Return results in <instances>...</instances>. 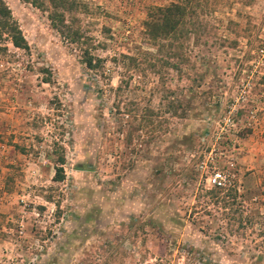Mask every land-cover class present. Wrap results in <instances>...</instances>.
Here are the masks:
<instances>
[{"label": "rangeland", "instance_id": "374dc122", "mask_svg": "<svg viewBox=\"0 0 264 264\" xmlns=\"http://www.w3.org/2000/svg\"><path fill=\"white\" fill-rule=\"evenodd\" d=\"M2 1L28 50L0 40V264H264V0H204L155 47L146 8L172 0H77L66 20L91 39L95 74L45 13ZM178 46L183 73L158 79L148 60L174 63ZM170 99L183 118L163 113ZM129 104L156 113L153 129ZM217 170L226 208L208 195Z\"/></svg>", "mask_w": 264, "mask_h": 264}, {"label": "trees", "instance_id": "16d2710c", "mask_svg": "<svg viewBox=\"0 0 264 264\" xmlns=\"http://www.w3.org/2000/svg\"><path fill=\"white\" fill-rule=\"evenodd\" d=\"M24 4H28L32 8L41 11L46 14V19L49 22L50 28L58 35L62 42L77 48L80 52V64L83 66L84 72L87 74L99 73L102 70V60L96 58L91 54V50H94V46L91 45V39L83 36L79 28L74 24L77 20L74 17H70L69 21L66 20L67 15H69L76 7L77 0H19ZM203 1V2H202ZM201 2V3H200ZM206 1L204 0H172L166 6H150L146 8L145 20L142 22V36L146 44L155 47L160 43V41L167 40L169 37L175 34H179L183 28L191 24L190 20L192 17L197 16L195 12L200 8L201 4ZM196 9V10H195ZM72 22V23H71ZM195 30H188L192 33ZM8 40L11 46L19 50H28V45L23 38L19 27L16 22L12 20L11 14L7 6L0 0V40ZM258 44L255 46V55L264 52L263 43L258 40ZM181 46L176 47L169 56L175 59V62H169V60H163L155 58L157 62L161 65L156 68V65L151 59L148 60L146 67L152 70L153 74L157 75L158 79L164 80L163 75L165 73L161 70L164 67L174 70L177 74H182L181 66L186 63L187 59L185 54L181 49ZM123 58V56H122ZM257 58V56H256ZM127 65L137 68L138 65L143 64V60L136 61L134 58L127 57ZM93 78V77H92ZM131 76H124L120 81L118 86L114 89V94H121L122 89L127 88ZM95 79V78H93ZM261 81L264 78H260ZM264 82V81H263ZM118 110V109H116ZM136 104H129V106L123 110V113L127 115H132L138 120V126L141 128L151 127L153 123V117L156 116L153 110L146 107L144 110L137 114ZM166 112L171 116H178L183 118L184 110L179 102H175L170 99L167 102ZM164 110V111H165ZM176 111H180L177 113ZM161 113V112H159ZM153 129V126L152 128ZM64 163L63 155L60 154L56 157L53 162V178L54 182H62L64 180V173L62 165ZM228 190V188H227ZM225 191L221 195L220 190H211L208 195L212 202L216 205H221V207L226 208L228 196H232L231 190Z\"/></svg>", "mask_w": 264, "mask_h": 264}, {"label": "built area", "instance_id": "2783aa9c", "mask_svg": "<svg viewBox=\"0 0 264 264\" xmlns=\"http://www.w3.org/2000/svg\"><path fill=\"white\" fill-rule=\"evenodd\" d=\"M205 182L211 188L223 190L230 187L231 183L229 180V176L225 175L221 171H213L211 174L206 178Z\"/></svg>", "mask_w": 264, "mask_h": 264}]
</instances>
